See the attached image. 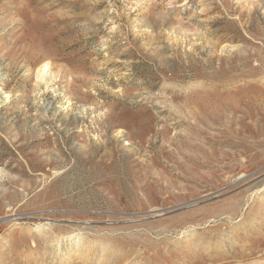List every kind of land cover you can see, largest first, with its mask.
<instances>
[{"label": "rangeland", "instance_id": "obj_1", "mask_svg": "<svg viewBox=\"0 0 264 264\" xmlns=\"http://www.w3.org/2000/svg\"><path fill=\"white\" fill-rule=\"evenodd\" d=\"M0 264H264V0H0Z\"/></svg>", "mask_w": 264, "mask_h": 264}, {"label": "bare ground", "instance_id": "obj_2", "mask_svg": "<svg viewBox=\"0 0 264 264\" xmlns=\"http://www.w3.org/2000/svg\"><path fill=\"white\" fill-rule=\"evenodd\" d=\"M45 66H46V65H45ZM45 66H44V67H45Z\"/></svg>", "mask_w": 264, "mask_h": 264}]
</instances>
